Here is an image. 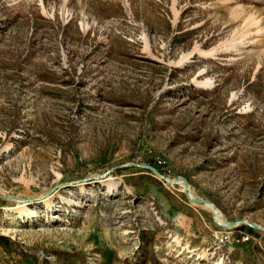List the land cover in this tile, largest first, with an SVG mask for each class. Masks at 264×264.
<instances>
[{"label": "rangeland", "instance_id": "obj_1", "mask_svg": "<svg viewBox=\"0 0 264 264\" xmlns=\"http://www.w3.org/2000/svg\"><path fill=\"white\" fill-rule=\"evenodd\" d=\"M259 225L264 0H0V264H264Z\"/></svg>", "mask_w": 264, "mask_h": 264}, {"label": "bare ground", "instance_id": "obj_2", "mask_svg": "<svg viewBox=\"0 0 264 264\" xmlns=\"http://www.w3.org/2000/svg\"><path fill=\"white\" fill-rule=\"evenodd\" d=\"M179 181L180 180H178V183H179ZM185 184V183H184ZM187 187H189V186H187L186 185V189H187ZM195 199H199V200H203V199H200V198H197V197H195ZM47 200V199H46ZM203 203H207V202H203ZM209 204V203H208ZM209 205H211V204H209ZM212 206V205H211ZM213 207V206H212ZM19 212H21V213H25V212H27L28 211V207H27V205L26 204H23V205H20V206H17V207H15ZM214 208V207H213ZM214 215L216 216V214H217V209L215 210L214 209ZM219 222V221H218ZM220 223H222V222H220ZM258 228H260V229H264V228H262V227H258Z\"/></svg>", "mask_w": 264, "mask_h": 264}, {"label": "water", "instance_id": "obj_3", "mask_svg": "<svg viewBox=\"0 0 264 264\" xmlns=\"http://www.w3.org/2000/svg\"><path fill=\"white\" fill-rule=\"evenodd\" d=\"M197 200H198V201H204V200H199V199H197ZM222 224H224V223H222ZM258 227H262V228H264L263 226H260V225H259Z\"/></svg>", "mask_w": 264, "mask_h": 264}]
</instances>
